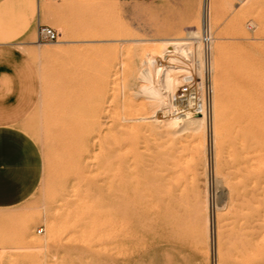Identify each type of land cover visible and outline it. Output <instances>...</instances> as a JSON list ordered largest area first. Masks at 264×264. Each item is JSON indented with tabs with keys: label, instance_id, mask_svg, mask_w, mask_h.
Listing matches in <instances>:
<instances>
[{
	"label": "rangeland",
	"instance_id": "1",
	"mask_svg": "<svg viewBox=\"0 0 264 264\" xmlns=\"http://www.w3.org/2000/svg\"><path fill=\"white\" fill-rule=\"evenodd\" d=\"M210 1L215 21L209 26L213 43L207 60L205 0H14L16 41L32 44L16 51L29 97L18 124L38 143L44 167L38 188L26 201L0 208V264H264V0ZM6 6L0 5L1 10ZM40 24L57 29L59 39L40 41ZM195 33L199 37L193 38ZM166 39L183 42V48L168 51ZM189 48L193 54L185 53ZM159 51L181 59L187 68L173 72L176 86L169 84V96L167 60L154 58ZM154 60L162 64V74L150 71ZM189 75L213 86L210 110L193 129L186 120L171 124L182 112L171 94ZM85 117L95 127L90 120V126L85 123L93 137L84 147L86 126L79 121ZM217 126L220 135H215ZM246 127L251 129L248 139L263 145L250 162L243 149L247 137L239 135ZM158 175L168 181L170 195L162 192ZM232 177L252 188L237 185ZM243 194L250 200H239ZM235 206L240 214L245 209L243 216ZM52 221L60 222L53 234Z\"/></svg>",
	"mask_w": 264,
	"mask_h": 264
},
{
	"label": "crops",
	"instance_id": "2",
	"mask_svg": "<svg viewBox=\"0 0 264 264\" xmlns=\"http://www.w3.org/2000/svg\"><path fill=\"white\" fill-rule=\"evenodd\" d=\"M4 4L6 11L0 8V208H9L36 191L44 161L38 143L18 124L29 97L18 72L23 61L17 59L16 51L20 45L32 44L27 39L16 41L14 0H0Z\"/></svg>",
	"mask_w": 264,
	"mask_h": 264
},
{
	"label": "bare ground",
	"instance_id": "3",
	"mask_svg": "<svg viewBox=\"0 0 264 264\" xmlns=\"http://www.w3.org/2000/svg\"><path fill=\"white\" fill-rule=\"evenodd\" d=\"M204 9H205V10H204V15H203V19H202V25H203V27H205L206 25H208V26H212L213 21H215V17H214L213 14H212V10H213V8H212L211 1H210V0H205ZM199 12H200V11H199ZM215 13H216V12H215ZM216 14H217V13H216ZM199 16H200V15H199ZM186 21H187V20H186ZM195 23H196V22H195ZM188 24H189V23H188ZM215 24H216V23H214V25H215ZM192 37H193V38H195V37H199V35L196 36V33H195L194 35H192ZM23 42H24V41H23ZM19 43H20V42H19ZM181 43H183V42L178 41L177 39H166V40H165V45H166V47L168 48V51L170 50V51H174V52H175V51H177L178 49L183 48V47H180ZM192 47H193V46H192ZM28 48H29V47H28ZM48 48H49V47H48ZM162 48H164V47H162ZM36 49H38V48H36ZM196 49H197V47H196ZM24 50H25V49H24ZM34 50H35V49H34ZM51 50H52V49H51ZM53 50H54V48H53ZM58 50H59V49H58ZM60 50H61V49H60ZM165 50H166V49H165ZM183 50H184V49H183ZM31 51H32V50H31ZM35 51H36V50H35ZM166 51H167V50H166ZM166 51H164V52L161 51V52H162V53H165ZM197 51H198V50H197ZM61 52H62V51H61ZM156 52H157V51H156ZM159 52H160V51H159ZM159 52H158V53H159ZM161 52H160L159 54H157V53L154 54V56H155L154 58H156V60H158L159 58H160V59H166V60H167L166 63L164 64V65H168L167 67H165V69L167 70V72L165 73L166 76H167V78H166L167 80L164 79V80L167 81V84H164V85L167 87V92H168L167 95L169 96V91H168V88H170V87H169V84H171V85L173 84V85H174V81H172V75H174L173 72L178 71V70H179L178 68L181 67V66H184V65H183V63H182V60L179 59V58H177L176 56H175V57H169V56H168L169 53H168V55L166 54V55L164 56ZM195 52H196V51H195ZM198 52H199V51H198ZM198 52H197V54H198ZM31 53H32V52H31ZM57 53H59V52H57ZM185 53H186V54H193V53H194V49L189 48V49L186 50ZM199 53H200V52H199ZM201 53H202V52H201ZM152 55H153V54H152ZM198 56H199V54H198ZM198 56H197V57H198ZM194 57H195V56H194ZM197 57H195V58H196V59L200 58V57H198V58H197ZM150 60H151V59H150ZM156 60H154V63L152 64V65H153V69H152V70L150 69V71H155V70H156V71H159V73H161L162 71L160 72V70H162V67H161L162 64H160V65H159V64H156V63H157V62L155 63ZM151 61H152V60H151ZM159 61H160V60H159ZM148 62H150V61H148ZM199 62H200V61H199ZM201 62H202V60H201ZM146 63H147V62H146ZM151 63H152V62H151ZM148 64H150V63H148ZM184 64H187V63H184ZM188 64H189V63H188ZM200 64H201V63H200ZM189 66H190V65H189ZM212 66H213V65H212ZM184 67H185V66H184ZM187 67H188V66H187ZM185 68H186V67H185ZM147 69H148V67H147ZM165 69H164V70H165ZM180 69H181V68H180ZM186 69H187V68H186ZM148 70H149V69H148ZM183 70H184V69H183ZM150 71H148V72H150ZM179 71H181V70H179ZM148 72L146 71V72H144V73H146V75H148ZM185 72H187V71L185 70ZM150 73H151V72H150ZM150 73H149V74H150ZM178 73H180V72H178ZM181 73H182V72H181ZM161 74H162V73H161ZM151 75H152V74H151ZM156 75H157V74H156ZM160 76H161V75H160ZM162 76H163V75H162ZM155 77H156V76H155ZM174 77H175V76H174ZM148 79L150 80V78H148ZM158 79H159V78L157 77V81H161V78H160L159 80H158ZM154 80H155V79H154ZM164 80H163V81H164ZM152 81H153V80H152ZM163 81H162V82H163ZM171 81H172V82H171ZM162 82H161V83H162ZM170 82H171V83H170ZM159 83H160V82H159ZM159 83H158V84H159ZM163 83H164V82H163ZM163 83H162V85H163ZM244 83H245V82H244ZM159 85H160V84H159ZM162 85H161V86H162ZM164 85H163V86H164ZM171 85H170V86H171ZM150 86H151V85H150ZM165 86H164V89L166 88ZM174 86H176V85H174ZM158 87H159V86H158ZM161 89H162V88H161ZM171 91H172V89H171ZM171 91H170V92H171ZM174 93H175V92H174ZM80 95H81V94H80ZM171 95H172L171 97H173L174 94L172 93ZM94 97H95V96H94ZM98 97H99V96H98ZM165 97H166V96H165ZM95 99H96V98H95ZM168 99H169V98H168ZM97 100H98V99H97ZM161 100H162V99H161ZM170 103H171V102H170ZM167 104H168V103H167ZM82 105H83V104H82ZM106 105H107V104H106ZM79 106H80V105H79ZM83 106H84V105H83ZM173 107H174V106H173ZM86 109H87V108H86ZM175 109H176V108H175ZM179 111H180V110H179ZM93 112H94V110H93ZM93 112H92V115H93V117H94V113H93ZM98 112H99V111H97V112H95V113H98ZM87 113H89V112H87ZM101 113H102V112H101ZM103 113H104V112H103ZM162 113H164V111H163ZM80 114H82V113H80ZM204 114H205V113H204ZM204 114L202 115V113H200V112H195V111H191L190 109H188V110H182V112H181L180 114H177L175 117H173L174 122L172 121L171 124L177 123V122L182 121V120H184V121L186 120L187 123H188V126H189L190 128L193 129V128L195 127L194 122H197V121H199V120H202V119H204V118L206 117V114H205V115H204ZM84 115H85V114H84ZM88 115H89V114H88ZM88 115H87V116H88ZM101 115H102V114H101ZM167 115H168V114H167ZM243 115H244V114H243ZM82 116H83V115H82ZM85 116H86V115H85ZM90 116H91V114H90ZM90 116H88V117H90ZM99 116H100V115H99ZM80 117H81V115H80ZM80 117H79V118H80ZM88 117H85V119L83 118L85 121H84V120L81 121V120H82V118H81L80 121H79V122H81V124H80V123H79V124H80V125H85V126H86L85 123H87V121L90 120ZM97 117H98V116H97ZM168 117H169V116H168ZM170 117H171V116H170ZM239 117H240V116H239ZM100 118H101V116H100ZM165 118H166V117H165ZM252 118H253V117H252ZM142 119H143V120H148V121H154V122H155V121H158V119H156V118L154 119V118H152V116H145V117H143ZM237 119H238V118H237ZM93 120H96V119H93ZM98 120H99L100 123H101V119H98ZM102 120H103V119H102ZM162 120H163V119H162ZM90 121H91V120H90ZM99 121H98V122H99ZM139 121H140V120H139ZM139 121H138V122H139ZM91 122H92V121H91ZM140 123H141V122H140ZM232 123H233V122H232ZM90 124H91V123H90ZM92 124L94 125L93 122H92ZM92 124H91V125H92ZM95 124H96V123H95ZM169 124H170V122H169ZM171 124H170V125H171ZM87 125H89V124L87 123ZM85 126H84V127H85ZM89 126H90V125H89ZM98 126H99V125H98ZM98 126H97V128H98ZM196 126H197V125H196ZM247 126H248V125H247ZM80 127H81V126H80ZM82 127H83V126H82ZM82 127H81V128H82ZM91 127H93V126H91ZM94 127H95V125H94ZM101 127H102V126H101ZM238 128H239V127H238ZM238 128H237V130H238ZM91 129H92V128H91ZM82 130H84V128H83ZM82 130H81V131H82ZM98 130H100V129H98ZM101 130H102V129H101ZM250 131H251V129L246 127V128H244V131H243V132H240L239 135L241 136V134H243L242 137L245 136V137H247V139H248V138H249V135L251 134ZM83 132H84V134L81 133V134H82L81 137H82V140H83V143H84V147H85V146H87V144H89V142L91 141V139H92L93 136H92V134H91L90 127L88 128V126H86V130H84ZM96 132L98 133V131H96ZM94 133H95V132H94ZM97 133H95V135H96ZM219 133H220V127L217 126V127H215V135H218ZM235 133H236V132H235ZM219 135H220V134H219ZM236 135H237V133L234 135V137H235ZM253 136H254V135H252V137H253ZM194 137H195V135H194ZM198 137H199V136H198ZM236 137H237V136H236ZM238 137H239V136H238ZM237 139H238V138H237ZM237 139H236V141H238ZM239 139H241V138H239ZM247 139H246L245 143H243V144H244L243 147H245V148H243V149H244V153L246 154V160H247V162H248V161L250 162L251 160L255 161V159L257 158V157L255 156V154H257V153H255V152H257V151L260 152L259 150L263 148V147H262L263 145H261V144H257V143H256V144L253 143V141H257V140H253L254 138L252 139L253 141H252V140H249V139L247 140ZM195 140H196V138H195ZM155 141H156V140H155ZM239 141H240V140H239ZM242 142H243V141H241V143H242ZM198 143H199V142H198ZM232 143H233V142H232ZM239 143H240V142H239ZM259 143H260V142H259ZM156 144H157V143H156ZM156 144H155V145H156ZM193 144H194V143H193ZM196 144H197V143H196ZM196 144H195V145H196ZM199 144H200V143H199ZM199 144H198V145H199ZM202 144H204V143H202ZM235 144H236V143H235ZM158 145H159V144H158ZM158 145L156 146L157 148H159ZM238 145H239V144H238ZM153 146H154V145H153ZM164 146H165V145H164ZM199 146H200V145H199ZM203 146H204V145H203ZM201 147H202V146H201ZM201 147H200V148H201ZM237 147H240V146H237ZM77 148H78V147H77ZM135 148H136V147H135ZM235 148H236V147H235ZM88 149H89V146H88ZM239 149H240V148H239ZM241 149H242V147H241ZM83 150H84V149H83ZM80 151H81V150H80ZM143 151H144V150H143ZM163 151H164V150H163ZM165 151H166V149H165ZM201 151H202V150H201ZM240 151H241V150H240ZM240 151H239V153H240ZM242 151H243V150H242ZM242 151H241V152H242ZM128 152H129V151H128ZM134 152H135V150H134ZM166 152H167V151H166ZM162 154H163V153H162ZM242 155H243V154H242ZM87 156H88V155H87ZM89 156H90V155H89ZM167 156H168V155H167ZM236 156H237V155H236ZM244 156H245V155H244ZM83 157H84V156H83ZM162 157H163V156H162ZM162 157H161V158H162ZM239 158H240V157H239ZM163 159H166V158H163ZM237 159H238V158H237ZM166 160H168V159H166ZM232 160H233V159H232ZM238 160H239V159H238ZM238 160H237V162H238ZM240 160H241V158H240ZM240 160H239V161H240ZM243 161H245V160H244V157H243L242 162H243ZM257 161H258V160H257ZM261 161H262V160H261ZM234 162H236V161H234ZM165 163H167V162H165ZM232 163H233V162H232ZM159 164H160V163H159ZM233 164H234V163H233ZM235 164H237V163H235ZM155 165H156V164H155ZM161 165H162V164H161ZM240 165H241V163H240ZM249 165H250V163H249ZM261 165H262V163H261ZM263 165H264V162H263ZM263 165H262V166H263ZM174 166H175V165H174ZM244 166H245V165H244ZM246 166H247V164H246ZM251 166H252L251 170H252V172H253V171H254L253 169L255 168V167H254V162L251 164ZM128 167H129V166H128ZM163 167H164V166H163ZM168 167H169V166H168ZM171 167H172V166H171ZM177 167H178V166H177ZM236 167L239 168V169H241V171L243 170V168H245V167H243V166H242V167H238V166H236ZM150 168L152 169V167H150ZM150 168H148V169H150ZM157 168H158V167H157ZM164 168H166V167H164ZM231 168H232V167H231ZM258 168H259V167H258ZM130 169H131V168H130ZM153 169H154V168H153ZM235 169H236V168H235ZM239 169H237V170H239ZM256 169H257V168H256ZM237 170H236V171H237ZM249 170H250V169H249ZM251 170H250V171H251ZM127 171H129V170L127 169ZM132 171H133V169H132ZM168 171H169V170H168ZM241 171H239L240 174H241ZM256 171H257V170H256ZM154 172H155V171H154ZM161 172H162V171H161ZM242 172H244V173H242V174L245 175V174H247L248 171L245 172V170H244V171H242ZM147 173H148V172H147ZM249 173H250V172H249ZM249 173H248V174H249ZM127 174H128V173L126 172V175H127ZM140 174H141V172H140ZM154 174H155V173H154ZM162 174H164V173L162 172ZM167 174H169V173H167ZM233 174H234V173H233ZM248 174H247V175H248ZM255 174H256V173H255ZM255 174H254V175H255ZM148 175H149V174H147V176H148ZM164 175H166V174H164ZM238 175H239V174H238ZM247 175H246V176H247ZM261 175H262V174H261ZM261 175L259 176V174H258L259 177L256 175V178H261V177H262ZM263 175H264V174H263ZM143 176H144V175H143ZM147 176H146V177H147ZM150 176H151V175H150ZM152 176H153V175H152ZM158 176L161 177V178H160V179H161V184L164 185V186H162V188H163V189H162V192L165 194V196H166V195H170V189H169L168 181H163V180H162V178H164V176H160V175H158ZM175 176H176V175H175ZM231 176H232V175H231ZM234 176H235V175H234ZM246 176H245V177L242 176V177H244L245 180L248 181L249 178L247 177V179H246ZM132 177H133V176H132ZM144 177H145V176H144ZM144 177H143V178H144ZM170 177H171V176H170ZM185 177H186V176H185ZM201 177H202V176H201ZM251 177L254 178L255 176H254V177L251 176ZM263 177H264V176H263ZM263 177H262V178H263ZM152 178H153V177H152ZM152 178H151V179H152ZM168 178H169V177L165 178V180L168 179ZM232 178L235 179V177H232ZM262 178H261L260 180H262ZM121 179H122V178H121ZM129 179H130V178H129ZM144 179H145V178H144ZM147 179H148V178H147ZM151 179H149V180H151ZM154 179H155V178H154ZM154 179H153V180H154ZM191 179H192V178H191ZM238 179H240V177H239ZM250 179H251V178H250ZM155 180H156V179H155ZM155 180H154V181H155ZM169 180L171 181V178H170ZM173 180H174V179H173ZM206 180H207V179H206ZM235 180L237 181V179H235ZM256 180H257V179H256ZM256 180H255V181H256ZM130 181H132V180L130 179ZM143 181H144V180H143ZM143 181H142V183H143ZM154 181H152V182H154ZM179 181H180V180H178V182H179ZM198 181H199V180H198ZM227 181H228V180H227ZM241 181H244V180H241ZM249 181H250V180H249ZM249 181H248V183L250 184ZM255 181H254V182H255ZM122 182H123V181H122ZM155 182H157V181H155ZM155 182H154V184H155ZM173 182H174V181H172V183H173ZM201 182H202V181H201ZM244 182H246V181H244ZM244 182H243V183H244ZM256 182H257V181H256ZM258 182H259V181H258ZM261 182H262V181H261ZM147 183H148V182H147ZM158 183H159V182H158ZM188 183H189V182H188ZM188 183H187V184H188ZM198 183H199V182H198ZM203 183H206V182H203ZM203 183H202V184H203ZM225 183H226V182H225ZM227 183H228V182H227ZM237 183H238L237 185H239V184H243V183H239L238 181H237ZM246 183H247V182H246ZM246 183H244V184H246ZM122 184H124V182H123ZM136 184H137V183H136ZM150 184L153 185V183H150ZM173 184H174V183H173ZM181 184H182V183H181ZM181 184H180V185H181ZM230 184H231V182H230ZM249 184H248V185H249ZM256 184H260V182H259V183H256ZM263 184H264V183H262V187L264 186ZM128 185H129V184H128ZM148 185H149V184H148ZM156 185H157V184H156ZM171 185H172V184H171ZM175 185H176V184H174V186H175ZM231 185H232V184H231ZM246 185H247V184H246ZM248 185H247V187H248ZM252 185H253V184H252ZM254 185H255V184H254ZM122 186H123V185H122ZM145 186H146V185H145ZM145 186H144V188H146ZM153 186H154V185H153ZM242 186H243V185H242ZM244 186H245V185H244ZM249 186H250V185H249ZM255 186H256V185H255ZM129 187H130V186H129ZM154 187H155V186H154ZM176 187H178V186L176 185ZM176 187H174L173 189H175ZM185 187H186V186H185ZM201 187H202V186H201ZM247 187L245 186L246 189H247ZM250 187H251V186H250ZM253 187H254V186H253ZM130 188H132V187H130ZM150 188H151V186H150ZM152 188H153V187H152ZM155 188L157 189V187H155ZM155 188H154L153 192H157V191L159 192V191H160V189L155 191ZM231 188H232V187H231ZM245 188H244V189H245ZM251 188H252V187H251ZM255 188H256V187H255ZM258 188H259V186H258ZM258 188H257V189H258ZM260 188H261V186H260ZM123 189H124V188H123ZM204 189H205V188H204ZM229 189H230V188H229ZM232 189H235V188H232ZM261 189H262V188H261ZM130 190H131V189H130ZM133 190H134V189H133ZM151 190H152V189H151ZM237 190H238V189H237ZM248 190H250L249 187H248ZM255 190H256V189H255ZM259 190H260V189H259ZM136 191H137V190H136ZM146 191H147V189H146ZM176 191H177V190H176ZM180 191H181V190H180ZM183 191H185V190H183ZM206 191H207V190H206ZM240 191L242 192V190H240ZM246 191H247V190H246ZM193 192H194V190H193ZM228 192H229V191H228ZM233 192H234V190H233ZM249 192H250V191H249ZM254 192H255V191H254ZM143 193H144V192H143ZM160 193H161V192H160ZM205 193H207V192H205ZM234 193H235V192H234ZM234 193H231V194L233 195ZM236 193H237V191H236ZM244 193H245V192H244ZM246 193H248V192H246ZM252 193H253V192H252ZM252 193H250V194H252ZM256 193H258V191H257ZM256 193H255V194H256ZM259 193H260V192H259ZM139 194H140V193H139ZM148 194H149V193H148ZM158 194H159V193H158ZM161 194H162V193H161ZM161 194H160V195H161ZM173 194H175L174 191H173ZM180 194H181V193H180ZM184 194H185V193H184ZM207 194H208V193H207ZM238 194H239V193H238ZM255 194H254V195H255ZM150 195H151V194H150ZM176 195H177V194H176ZM196 195H197V194H196ZM234 195H235V194H234ZM234 195H233L232 197H234ZM239 195H240V194H239ZM244 195H245V194H243V196L241 195V197H239V200H240V198L245 199L244 197H246V199H249V198H247V197L250 196V195H248V194H247L248 196H244ZM254 195H253V196H254ZM256 195H257V194H256ZM137 196H138V195H137ZM161 196H162V195H161ZM192 196H193V195H192ZM206 196H207V195H206ZM230 196H231V195H230ZM125 197H126V196H125ZM125 197H124V198H125ZM149 197H150V196H149ZM149 197H147V198H149ZM153 197H157V193H156V196H155V194H154ZM159 197H160V196L158 195V198H159ZM167 197H168V196H167ZM167 197H166V198H167ZM187 197H188V196H187ZM200 197H201V196H200ZM235 197H237V194H236ZM254 197H255V196H254ZM256 197H257V196H256ZM256 197H255V198H256ZM168 198H169V197H168ZM190 198H191V197H190ZM201 198H202V197H201ZM203 198H204V197H203ZM229 198H230V197H229ZM237 198H238V197H237ZM260 198H261V197H260ZM132 199H133V198H132ZM171 199H173V198H171ZM178 199H179V198H178ZM198 199H199V198H198ZM206 199H207V198H206ZM234 199H236V198H234ZM155 200H156V199H155ZM159 200H161V199H158V201H159ZM180 200H181V199H180ZM180 200H178V202H179ZM249 200H250V199H249ZM252 200H253V199H252ZM256 200H257V199H255V201H256ZM260 200H261V199H260ZM263 200H264V199H263ZM124 201H125V200H124ZM132 201H134V200H132ZM141 201H142V200H141ZM156 201H157V200H156ZM161 201H162V200H161ZM167 201H168V200H167ZM167 201H166V202H167ZM169 201H170V200H169ZM175 201H176V200H175ZM197 201H198V200H197ZM236 201H238V200L236 199V200H235V203H236ZM245 201H246V200H245ZM135 202H136V201H135ZM135 202H134V203H135ZM151 202H152V201H151ZM182 202H183V201H182ZM182 202H181V203H182ZM188 202H189V201H188ZM206 202H207V201H205L204 204H206ZM233 202H234V201H233ZM252 202H253V201H252ZM262 202H263V201H262ZM124 203H125V202H124ZM130 203H131V202H130ZM130 203H129V204H130ZM147 203H148V202H147ZM149 203H150V202H149ZM154 203L157 204L156 202H154ZM159 203H160V202H159ZM161 203H162V202H161ZM167 203L169 204V202H167ZM181 203H180V204H181ZM183 203H185V201H184ZM193 203H194V201H193ZM231 203H232V202H231ZM250 203H251V202H250ZM94 204H95V203H94ZM94 204H93V205H94ZM151 204H152V203H151ZM155 204H154V205H155ZM163 204H165V202H163ZM177 204H178V203H177ZM185 204H186V203H185ZM199 204H200V203H199ZM202 204H203V202H202ZM237 204H238V203H236V205H237ZM251 204H252V203H251ZM263 204H264V203H263ZM143 205H144V204H143ZM146 205H147V204H146ZM159 205H160V204H159ZM193 205H194V204H193ZM195 205H196V204H195ZM206 205H207V204H206ZM233 205H234V204H233ZM245 205H247V204H244L242 207L244 208ZM249 205H250V204H249ZM257 205H258V204H257ZM257 205H256V206H257ZM91 206H92V205H91ZM124 206H126V205H124ZM149 206H150V205H149ZM149 206H148V208H149ZM162 206H163V205H162ZM178 206H179V205H178ZM196 206H198V205H196ZM239 206H240V205H239ZM247 206H248V205H247ZM92 207H93V206H92ZM92 207H91V208H92ZM94 207H95V206H94ZM134 207H135V206H134ZM141 207H143V206H141ZM144 207H145V206H144ZM160 207H161V206H160ZM160 207H159V208H160ZM176 207H177V206H176ZM231 207H232V206H231ZM235 207H236V206H235ZM248 207L250 208V206H248ZM248 207H247V208H248ZM128 208H129V207H128ZM155 208H157V206H156ZM162 208H164V207H162ZM167 208H169V207L167 206ZM171 208H172V207H171ZM174 208H175V207H173V209H174ZM186 208H187V207H186ZM191 208H194V207H191ZM262 208H263V207H262ZM93 209H94V208H93ZM129 209H130V208H129ZM150 209H151V207L149 208V210H150ZM164 209H165V208H164ZM164 209H162V212L164 211ZM188 209H189V208H188ZM199 209H201V208L199 207ZM205 209H206V208H205ZM238 209H239V208H238ZM240 209H241V208H240ZM251 209H252V207H251ZM124 210H125V209H124ZM131 210H132V209H131ZM154 210L156 211V209H154ZM166 210H167V209H166ZM241 210H243V209H241ZM241 210H240V212H241ZM91 211H92V210H91ZM94 211H95V209H94ZM94 211H93V212H94ZM97 211H99V210H97ZM132 211H133V210H132ZM155 211H154V212H155ZM157 211L159 212V210H157ZM169 211H170V213H171L170 208H169ZM173 211H175V210H173ZM177 211H178V210H177ZM182 211H183V210H182ZM187 211H188V210H187ZM201 211H202V210H201ZM236 211H237V207H236ZM238 211H239V210H238ZM238 211H237V212H238ZM244 211H245V209H244ZM244 211H242V212H244ZM257 211H258V210H257ZM261 211H262V210H261ZM99 212H100V211H99ZM130 212H131V211H130ZM134 212H135V211H134ZM142 212H143V211H142ZM152 212H153V210H152ZM152 212H150V213L152 214ZM154 212H153V213H154ZM158 212H157V214H158ZM164 212H166V211H164ZM202 212H204V211H202ZM242 212H241V214H243ZM253 212H254V211H253ZM91 213H92V212H91ZM96 213H98V212H96ZM146 213H147V212H146ZM167 213H168V211H167ZM187 213H188V212H187ZM189 213H190V212H189ZM191 213H192V212H191ZM196 213H197V212H196ZM234 213H235V212H234ZM238 213H239V212H238ZM238 213H237V214H238ZM246 213H248L247 210H246ZM98 214H99V213H98ZM129 214H130V213H129ZM131 214H132V213H131ZM162 214H163V213H162ZM164 214H165V213H164ZM204 214H205V213H204ZM241 214L239 213L238 215H241ZM249 214H250V213H249ZM249 214H248V215H249ZM252 214H253V213H252ZM257 214H258V213H257ZM259 214H261V213H259ZM134 215H135V214H134ZM146 215H147V214H146ZM146 215H145V216H146ZM153 215H156V214H153ZM160 215H161V214H160ZM167 215H170V214L168 213ZM175 215H178V213H176ZM194 215H195V214H194ZM197 215H198V214H197ZM207 215H208V213H207ZM127 216H128V215H127ZM127 216H126V217H127ZM147 216H148V215H147ZM149 216H150V217H148V218H150V219H151V218H152V219L154 218V216L151 217L150 214H149ZM171 216H172V215H171ZM178 216H179V215H178ZM189 216H190V214H189ZM202 216H203V214H202ZM241 216H243V215H241ZM245 216H246V215H245ZM93 217H95V216H93ZM143 217H144V215H143ZM163 217H164V216H163ZM167 217H169V216H167ZM175 217H176V216H175ZM208 217H209V216H208ZM234 217H236V215H235ZM254 217H255V216H254ZM144 218H145V217H144ZM158 218H159V217H158ZM178 218H179V217H178ZM180 218H181V217H180ZM190 218H191V217H190ZM197 218H198V217H197ZM200 218H202V217H200ZM242 218H243V217H242ZM245 218H246V217H245ZM55 219H56V217H55ZM79 219H80V218H79ZM92 219H93V218H92ZM135 219H136V217H135ZM156 219H157V217H156ZM162 219H163V218H162ZM162 219H161V220H162ZM191 219H192V218H191ZM198 219H199V218H198ZM204 219H205V221H207V222H205V224L209 222L208 220H206V219H209V218H206V217H205ZM226 219H227V218H226ZM239 219H240V218H239ZM249 219H250V218L248 217L247 225H248L249 222H250L251 225L249 224V226H251V229H252V226H253L252 223H251L252 220L249 221ZM153 220L155 221V218H154ZM158 220H159V219H158ZM176 220H177V219H176ZM182 220H183V219H182ZM182 220H181V221H182ZM199 220H200V219H199ZM236 220H237V219H236ZM245 220H246V219H245ZM257 220H258V219H257ZM78 221H79V220H78ZM127 221H128V220H127ZM135 221H137V220H135ZM146 221H147V220H146ZM150 221H151V220H150ZM162 221H165V218H164V220H162ZM169 221H170V220H169ZM178 221H179V220H178ZM58 222H59V221H58ZM58 222H56V221H52V223H51V225H50V227H49V231H50V233L53 234V233H56V232H57V227H58V226H57V223H58ZM151 222H152L151 224H154L153 221H151ZM156 222H157V221H156ZM156 222H155V223H156ZM176 222H177V221H176ZM201 222H202V221H201ZM201 222H198L197 224L200 225ZM203 222H204V220H203ZM237 222H238V220H237ZM245 222H246V221H245ZM59 223H60V222H59ZM134 223H135V222H134ZM157 223H158V222H157ZM157 223H156V224H157ZM167 223H168V222H166L165 224H167ZM234 223H236V222H234ZM257 223H260V222L257 221ZM72 224H75V225L77 224V218L74 220V222H72ZM80 224H82V222H81ZM172 224H175V223L172 222ZM172 224H171V225H172ZM176 224H177V223H176ZM184 224H185V221H184ZM184 224H183V225H184ZM197 224H196V225H197ZM253 224H255V223H253ZM60 225H61V224H60ZM131 225H132V224H131ZM178 225H181V224L179 223ZM192 225H193V224H192ZM198 225H197V226H198ZM208 225H209V224H208ZM237 225H238V224H237ZM244 225H245V224H244ZM244 225H242V226H244ZM247 225H246V226H247ZM83 226H84V225H83ZM136 226H137V225H136ZM155 226H156V225H155ZM190 226H191V225H190ZM205 226H206V225H205ZM235 226H236V225H235ZM242 226H241V227H242ZM259 226H260V225H259ZM176 227H178V226L176 225ZM168 228H169V227H168ZM173 228H174V226H173ZM180 228H181V226H179V229H180ZM192 228H193V227H192ZM194 228H196V226H195ZM200 228H201V227H199V230H200ZM202 228H203V227H202ZM205 228H206V227H205ZM243 228H244V227H243ZM253 228H254V227H253ZM261 228H262V227H261ZM156 229H158V227H157ZM176 229H177V232L180 231V230H178V228H176ZM188 229L191 230V227L188 228ZM188 229H187V231H186V232H188V234H189V233H193V232H190V230L188 231ZM196 229H197V228H196ZM251 229H250V230H251ZM170 230H172V228H171ZM174 230H175V229H174ZM181 230H184V229L181 228ZM197 230H198V229H197ZM197 230H196L195 232H198ZM206 230H207V229H206ZM261 230H262V229H261ZM70 231H71V229H70ZM168 231H169V230H168ZM184 231H185V230H184ZM207 231H208V230H207ZM253 231L255 232V230H253ZM202 232H203V231H202ZM250 232H251V231H250ZM250 232H249V233H250ZM257 232H258V231H257ZM261 232L263 233V230H262ZM175 233H176V232H175ZM178 233H179V232H178ZM180 233H181V231H180ZM182 233H183V232H182ZM182 233H181V235H182ZM198 233H199V232H198ZM205 233H206V232H205ZM161 234H165V233H163V232L161 231ZM183 234H184V233H183ZM188 234H187V233L185 234L186 237H187ZM255 234H256V233H255ZM165 235H166V234H165ZM168 235H169V234H167L166 236H168ZM190 235H191V234H190ZM190 235H188V238H191ZM192 235L194 236L195 234H192ZM196 235H197V234H196ZM202 235H203V234H201V236H202ZM207 235H208V234H207ZM246 235H247V234H246ZM166 236H165V237H166ZM170 236H171V235H170ZM182 236H183V235H182ZM189 236H190V237H189ZM204 236H206V235L204 234ZM183 237H184V236H183ZM195 237H196V240H197V236H194V238H195ZM202 237H203V236H202ZM257 237H258V236H257ZM168 238H169V237H168ZM180 238H181V237H180ZM188 238H187V240H188ZM205 238H206V237H204V239H205ZM219 238H220V237H219ZM219 238H218V239H219ZM221 238H222V237H221ZM245 238H246V237H245ZM182 239H183V241H184V238H182ZM192 239H193V238H192ZM259 239H260V238H259ZM187 240H186V241H187ZM202 240H203V239H202ZM246 240H247V239H246ZM248 240H249V239H248ZM181 241H182V240H181ZM188 241H189V240H188ZM198 241H199V240H198ZM200 241H201V240H200ZM263 241H264V240H263ZM192 243H194L193 240H192ZM192 243H191V244H192ZM202 243H203V242H201V244H202ZM204 243H206V241H204ZM204 243L202 244L203 246H205ZM221 243H222V242H221ZM250 243H251V242H250ZM256 243H258V242H256ZM191 244H190V245H191ZM217 244H218V243H217ZM179 245H180V244H179ZM186 245H188V244H186ZM206 245H207V243H206ZM252 245H253V244H252ZM196 246H197V245H196ZM223 246H224V245H223ZM227 246H228V245H227ZM193 248H194V246H193ZM198 248L201 249V247H200L199 245H198ZM204 248H208V247L206 246V247H204ZM204 248H202V250H203ZM190 249H191V248H190ZM217 249H218V248H217ZM250 249H251V248H250ZM205 250H208V249H205ZM229 250H230V249H229ZM192 251H193V250H192ZM199 251H201V250H199ZM203 251H204V250H203ZM203 251H201V253H202ZM217 251H218V250H217ZM207 252H208V251H207ZM207 252H206V253H207ZM251 252H252V251H251ZM206 253H205V255L208 254V253H207V254H206ZM203 254H204V253H203ZM263 256H264V255H263ZM215 258H216V257H215ZM262 258H263V257H262ZM262 258H258V259H262ZM221 259H222V258H221ZM258 259H257V260H258ZM222 260H223V259H222ZM257 260H255V261H257ZM262 260H263V259H262ZM258 263H259V262H258ZM222 264H223V263H222Z\"/></svg>",
	"mask_w": 264,
	"mask_h": 264
},
{
	"label": "built area",
	"instance_id": "4",
	"mask_svg": "<svg viewBox=\"0 0 264 264\" xmlns=\"http://www.w3.org/2000/svg\"><path fill=\"white\" fill-rule=\"evenodd\" d=\"M59 32L57 29L50 25L40 24L38 29V39L40 41H57L59 39ZM202 42L206 51V58L211 51L213 43V37L209 26L206 25ZM213 96V86L209 82L202 81V78L198 81L194 75L187 76L181 84L178 93L173 95V99L176 101L179 110H188L200 112L202 114L210 110L211 99ZM42 229L40 228L39 232Z\"/></svg>",
	"mask_w": 264,
	"mask_h": 264
}]
</instances>
